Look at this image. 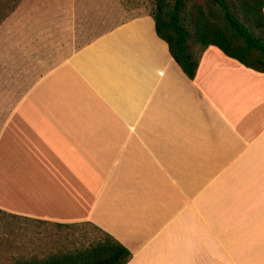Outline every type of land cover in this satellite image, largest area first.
<instances>
[{
  "label": "crops",
  "instance_id": "crops-1",
  "mask_svg": "<svg viewBox=\"0 0 264 264\" xmlns=\"http://www.w3.org/2000/svg\"><path fill=\"white\" fill-rule=\"evenodd\" d=\"M1 101L0 145L32 162H0V210L92 224L128 264H207L212 207L264 188V73L211 45L190 79L149 14Z\"/></svg>",
  "mask_w": 264,
  "mask_h": 264
},
{
  "label": "rangeland",
  "instance_id": "rangeland-1",
  "mask_svg": "<svg viewBox=\"0 0 264 264\" xmlns=\"http://www.w3.org/2000/svg\"><path fill=\"white\" fill-rule=\"evenodd\" d=\"M153 6V0H0V99L13 98L17 103L74 52L119 24L150 14ZM0 108H4L1 122L7 106ZM10 149L0 145V162L14 164L9 173H21L23 163L18 161L23 157L32 161ZM32 170L39 172L38 167ZM5 173L0 171L3 177ZM244 194L235 196L239 200L223 201L222 208L213 205L208 215L207 264H264V188L258 185L255 192ZM215 210L220 217H214ZM5 213L0 212V264L71 251L93 239L92 232L90 238L79 236L90 227L58 228Z\"/></svg>",
  "mask_w": 264,
  "mask_h": 264
},
{
  "label": "trees",
  "instance_id": "trees-1",
  "mask_svg": "<svg viewBox=\"0 0 264 264\" xmlns=\"http://www.w3.org/2000/svg\"><path fill=\"white\" fill-rule=\"evenodd\" d=\"M153 1L149 15L155 21L157 34L190 79L196 77L202 53L211 45L264 73V0H236L239 8L234 0ZM56 226L79 231L90 227L79 236L89 237L92 232L93 239L71 251L57 250L44 257L36 254L12 264H128L132 257L126 247L92 224Z\"/></svg>",
  "mask_w": 264,
  "mask_h": 264
}]
</instances>
